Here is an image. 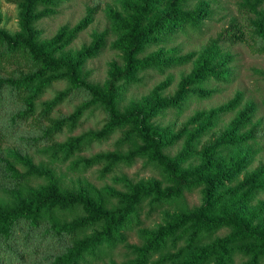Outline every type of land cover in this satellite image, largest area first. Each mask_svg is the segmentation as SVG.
Here are the masks:
<instances>
[{
	"label": "trees",
	"instance_id": "obj_1",
	"mask_svg": "<svg viewBox=\"0 0 264 264\" xmlns=\"http://www.w3.org/2000/svg\"><path fill=\"white\" fill-rule=\"evenodd\" d=\"M17 2L23 9L21 21L23 34L13 35L0 30V119L5 118V104L15 98L21 105L17 115L33 114L36 101L54 82L68 80L67 89L59 91L56 96L44 103L45 114H49L74 89L83 90L89 99L78 106L76 111L58 119L54 128L57 131L65 124L74 126L84 111L96 105L102 106L107 113L108 122L99 132H88L78 137H71L59 146L68 159L75 151L82 149L88 140L105 139L117 129H124V136L119 142L139 140L134 149L125 154L118 152L99 153L90 158L82 159L85 166L105 162L104 172L110 171L114 165L132 162L136 157H147L160 164L176 187L163 189L157 180L131 183L123 178L127 185L126 192L109 190L108 193L118 199V206L107 208L103 198L94 200L88 193L63 192L51 183L38 189H31L23 194L20 189L13 190L16 202L13 205L0 204V264H23L26 256L40 255L28 264H81L87 254H94L102 245L114 246L124 242L122 230L138 216V208L144 200L149 199L151 205L165 200L179 197L184 188H191L192 176L199 170L209 173L211 189L232 181L244 170L250 160L249 149L243 145L255 138L256 132L251 128L247 132L241 130L253 118L256 110L251 102L238 111L231 121L229 129L220 138L209 143L203 150L196 148L195 138L215 127L220 116L235 110L242 102L243 94L238 92L228 102L209 110L197 112L190 120L197 123L190 133L182 152L170 157L163 152V148L173 143L176 138L168 137L166 131H160L151 119L161 110L170 107L179 108L190 95L206 97L213 90H207L203 83L210 79H228L230 69L227 66L232 59L229 52H224L219 46L220 38L212 39L210 44L199 54L190 53L183 57L167 58L154 53L140 58L138 55L150 44L158 42L166 35L183 29L189 24L192 27L200 25L208 14L206 7L187 9L189 0H120L126 15L109 9L108 15L112 22V29L118 34L113 47L123 52L124 66L116 62L111 64V79L105 87L92 84L83 78L82 67L87 58L96 56L106 44L107 31L94 33L93 41L83 47L81 52L72 58L55 57L53 52L71 43L78 32L85 29L92 21L91 14L82 19L75 27L64 26L49 40H39L38 31L33 23L55 12L54 6L60 0H10ZM263 0H243L241 7L248 12L259 14L258 9ZM41 4L49 8L38 10ZM231 24L224 32L231 42L245 40L243 31L235 29ZM253 39L260 43V50L264 51V17L251 24ZM194 59V67L179 84L174 96H162L171 79L160 83L152 91L151 100L145 106L133 105L125 111L118 107V83L138 81V72L151 67L163 69L172 63H184ZM16 64V68L7 75V65ZM23 67V68H21ZM27 67V69H24ZM21 107V108H20ZM239 146V152L230 158L221 155L220 147ZM199 154L203 164L193 170L182 167L193 155ZM28 170L19 172L5 157L0 148V187L8 184L18 186L29 173L37 169L25 161ZM264 190V165L248 174L242 183L230 188L225 193L216 195L206 204L192 210L172 213L158 232H144L145 241L142 245L128 246L135 253V258L127 264H147L153 253L165 250L169 242L174 246L183 238L187 241L185 247L175 253H166L159 257L158 262L174 261V264H231L236 252L249 256L243 264H260L264 257V225L258 226L252 220L263 211V204L258 214L250 217L241 215L236 209L220 217L219 213L240 202H247L255 194ZM227 198L230 199L227 201ZM83 205L86 215L72 221L60 222L54 218L55 210L75 209ZM102 223L101 230L92 235L67 242L69 237L77 236L89 226ZM222 225L231 227V232L204 246H197L204 237L211 234ZM46 242V249L40 250ZM52 242V246H50ZM181 257V261L176 262ZM116 264V263H113Z\"/></svg>",
	"mask_w": 264,
	"mask_h": 264
},
{
	"label": "rangeland",
	"instance_id": "obj_2",
	"mask_svg": "<svg viewBox=\"0 0 264 264\" xmlns=\"http://www.w3.org/2000/svg\"><path fill=\"white\" fill-rule=\"evenodd\" d=\"M243 0H189L187 9L195 7H206L208 14L203 18L200 25L192 27L189 24L183 29L166 35L158 42L148 45L138 56L140 58L159 53L161 57L178 58L190 53L199 54L211 42L212 39L220 38L219 46L224 52H229L232 59L227 66L230 69L228 79H210L203 83V87L213 92L206 97L190 95L182 102L179 108L170 107L155 114L151 121L160 131H166L168 137H175L176 140L165 146L163 152L174 157L183 151L190 133L196 128L197 123H191V118L199 111L209 110L218 107L232 98L238 92H242V102L233 111L220 116L215 127L204 132L200 138H195L196 148L203 150L206 145L213 143L220 138L222 133L229 129L231 121L237 116L238 111L245 105L253 102L256 110L252 121L241 131L247 132L253 129L255 138L248 140L243 147L249 149L250 160L247 167L241 171L232 181L224 185H218L211 189L212 182L209 173L199 170L188 177L194 181L191 188H184L183 194L179 197L165 200L156 205H151L149 199L143 201L138 208V216L127 224L122 230L125 241L118 242L114 246L102 245L94 254H87L81 264H127L135 258V253L128 246L142 245L145 241L144 232L156 233L165 226L168 215L172 213L192 210L195 207L206 204L213 199L214 191L218 194L225 193L230 188L242 183L246 176L260 166L264 165V51L260 50V43L253 39L251 24L253 21L264 17V0L259 5V14L248 12L241 7ZM38 10L49 8L39 4ZM55 12L39 19L33 23L34 28L39 32V40L53 38L62 27H75L82 19L91 14V23L82 31L78 32L76 38L68 45L53 52L55 57L72 58L76 56L83 47L93 41L94 33L107 31L106 44L94 57L87 58L83 64V78L101 87H105L111 79V64L116 62L124 66L123 52L112 45L118 39V34L112 29V22L108 11L113 9L126 15L120 0H60L53 7ZM23 9L17 2L0 0V30L13 35L23 34L21 21ZM235 24V29H241L245 40L231 42L227 39L225 30ZM16 64L7 65L4 73L7 75L16 68ZM194 67V59L184 63H172L171 66L163 69L148 68L138 72V81L123 83L120 81L118 107L125 111L133 105L145 106L151 100L152 91L160 83L171 79L170 84L164 88L162 96H174L181 81L189 76ZM23 68V67H21ZM27 69V67H24ZM68 80L54 82L44 94L36 101L33 114L28 116L17 115L20 100L15 98L7 105L3 114L5 118L0 119V148L4 150L5 157L24 173L28 170L25 161L36 167V171L29 173L18 186L12 184L0 187V204L13 205L16 196L13 190L20 189L26 194L31 189H38L42 186L55 183L63 192H74L89 194L94 200L100 197L104 199L105 206L113 209L118 206V199L111 196L108 191L128 190V185L123 178L135 184L142 181L157 180L163 189L176 187L171 178L164 171L163 167L149 160L147 157H136L132 162H120L104 172L105 162L85 166L84 158H90L99 153L118 152L125 154L134 149L139 140L119 142L124 136V129H117L105 139H92L86 141L82 149L75 151L68 159H64L63 150L59 146L67 142L71 137H78L88 132H99L108 122L106 110L102 106L93 105L86 109L74 126L63 125L60 130L51 131L55 122L63 116L74 113L78 106L86 102L89 97L81 89H74L68 96L59 103L49 114H45L44 103L52 100L59 91L69 87ZM21 108V107H20ZM221 155L230 158L239 152V146L219 148ZM203 164L199 154L193 155L182 167H191L193 170ZM3 174H0L2 178ZM230 200L227 198V201ZM263 204L261 214L254 217V225H264V190L258 191L253 198L247 202H240L227 209H223L219 216L222 217L236 209L241 215L250 217L258 214V207ZM54 218L60 222L72 221L86 215L83 205L75 209L55 210ZM102 223L89 226L77 236L69 237L67 242L74 239L89 236L94 231L101 230ZM231 232V227L222 225L211 234L204 237L197 246H204L217 238L224 237ZM47 243H43L40 250L46 249ZM185 238L175 246L169 242L168 247L160 252L153 253L147 264H174V261L159 263L160 256L166 253H175L185 247ZM52 246V242H50ZM28 264L34 258H41L40 255L26 256ZM249 259L248 255L236 252L231 264H243ZM181 261V257L176 262ZM260 264H264V257Z\"/></svg>",
	"mask_w": 264,
	"mask_h": 264
}]
</instances>
